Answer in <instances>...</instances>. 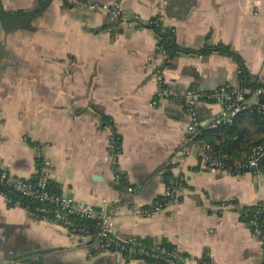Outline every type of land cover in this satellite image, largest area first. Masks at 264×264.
<instances>
[{"label": "crops", "instance_id": "crops-1", "mask_svg": "<svg viewBox=\"0 0 264 264\" xmlns=\"http://www.w3.org/2000/svg\"><path fill=\"white\" fill-rule=\"evenodd\" d=\"M112 3L143 25L155 19L172 29L180 48L223 45L239 61L179 53L167 62L153 29L113 31L103 12L90 10ZM240 65L251 82H264V0H0V169L22 180L47 173L55 194L104 208L118 236L174 247L186 264L204 257L264 264L260 241L241 219L264 201V174L206 170L188 141L180 100L188 89L240 90ZM158 71L169 97L153 104ZM241 92L258 104L259 91ZM222 108L199 99L198 128L208 130ZM168 185L175 203L137 215ZM0 264L154 263L92 256L59 225L0 196Z\"/></svg>", "mask_w": 264, "mask_h": 264}, {"label": "built area", "instance_id": "built-area-1", "mask_svg": "<svg viewBox=\"0 0 264 264\" xmlns=\"http://www.w3.org/2000/svg\"><path fill=\"white\" fill-rule=\"evenodd\" d=\"M90 10H99L103 12L109 22L113 24L111 30L122 28H142L146 26L139 23L136 17H129L123 7L119 3L103 4L101 6H91ZM156 21H148L147 24L154 25ZM156 53H163L161 46L156 39ZM151 61L153 59L151 58ZM157 93L153 98V104L158 100L167 99L169 90L166 87L161 72L155 74ZM201 95L196 90L188 89L181 95V105L188 117L187 132L190 135L189 143L191 149L196 153L201 165L208 171H224L232 175H242L244 173L259 174L264 169V145L254 148L249 155L240 159L227 157L216 153L208 144H200L194 140L198 127L199 118L197 114V103ZM207 99L216 102H222L223 108L217 114L209 126V129H216L220 126L231 127L236 122L237 116L250 109L244 94L237 88L227 86L221 87L207 96ZM264 113V105L261 106ZM45 166H48L45 164ZM48 175L44 173L35 181L22 180L10 177L5 171L0 170V182L12 187L23 197L35 201V206L30 214L42 219L50 220L67 231L71 240L77 241L79 245L87 244V241L95 238L92 244L87 245L90 255L101 253L117 254L127 257L131 260H142L154 264H186V258L179 253L174 247L169 249L162 244L152 242L149 247H142L137 244V238L118 236L114 230L112 217L104 208L93 207L86 204L76 203L75 201L52 194L47 189ZM132 193L131 188H127ZM9 204L10 200L5 198ZM175 203V196L171 187H167L163 194V200L148 207H140L137 209V215L141 217H151ZM257 204V208L253 213L249 225L253 227L252 234L256 237L261 245L264 254V236L258 227V221L264 224V211L262 205ZM19 207L18 203L13 204ZM78 217L82 219L93 220L99 229L96 235L89 233L84 229H75L71 225L70 217ZM51 217V219H49ZM94 253V254H93ZM197 264H210L208 257L202 258Z\"/></svg>", "mask_w": 264, "mask_h": 264}, {"label": "trees", "instance_id": "trees-1", "mask_svg": "<svg viewBox=\"0 0 264 264\" xmlns=\"http://www.w3.org/2000/svg\"><path fill=\"white\" fill-rule=\"evenodd\" d=\"M152 20L156 21V23L154 25H149L146 23V26L154 30L156 34V38L158 39V44L159 46H161L164 54L166 55L165 58L167 62L173 60L179 53H183V54L193 53L202 56H207L212 53H218L220 55H224L226 57H230L239 61L238 57L223 45L206 46L196 53L186 50L184 48H180L174 40L173 30L172 29L163 30L159 26V22L157 20L155 19ZM238 68H239L238 70H239L240 90L243 91L244 93L248 91L249 94H253L254 92L259 91V94H258V104L255 106H250L249 110L240 113L237 116L236 120L237 119L239 120V118H245L248 120V124L252 128H255L256 130L250 131L247 128L246 129L240 128L239 123L236 121L234 125H232L231 127L220 126L217 127L216 129H208V130H203V128H198L197 134L194 138V140L200 144L210 145V147L216 153L220 155H226L227 157L234 159H240L243 156L249 155L254 148L264 145V138L260 140L255 138L256 132L264 131V113L261 111V106L264 105V82H251L249 80L248 73L245 70V68L242 67L241 65L238 66ZM198 94L201 95L199 92ZM210 94L212 93L201 95L199 99L214 101L211 99H207V96ZM262 173L264 174V169L262 170ZM38 178H35L31 181H35ZM51 187L52 186L50 182L47 181L48 191H50L52 194H55L53 190H51ZM168 187H171L174 193V187L170 185H168ZM0 194H2L3 196H5V198L10 200V203L8 204L10 207H14L13 204L18 203L19 207L27 208L31 211L35 206L38 205L35 201L23 197L20 193L16 192L12 187L1 182H0ZM162 200L163 197H161L158 202H161ZM257 204L252 208L245 209L241 213V219L244 222H247V224H249V221L251 220V217L257 208ZM259 205H262V209L264 211V201L260 202ZM49 219H51V217H49ZM69 219L71 221V225L77 230L84 229L89 231V233L93 235H96L97 232L99 231V229L96 226V222L93 220L82 219L73 216L70 217ZM249 226L252 231L253 227L251 225ZM258 227L264 236V224H261L258 221ZM93 241H95V238L88 240L87 245L92 244ZM151 243L152 242L137 239V244L142 247H149ZM164 246L169 249L173 248L169 245H164Z\"/></svg>", "mask_w": 264, "mask_h": 264}]
</instances>
